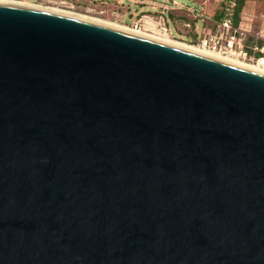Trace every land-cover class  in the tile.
<instances>
[{
    "label": "water",
    "instance_id": "obj_1",
    "mask_svg": "<svg viewBox=\"0 0 264 264\" xmlns=\"http://www.w3.org/2000/svg\"><path fill=\"white\" fill-rule=\"evenodd\" d=\"M0 264H264V75L0 3Z\"/></svg>",
    "mask_w": 264,
    "mask_h": 264
},
{
    "label": "rangeland",
    "instance_id": "obj_2",
    "mask_svg": "<svg viewBox=\"0 0 264 264\" xmlns=\"http://www.w3.org/2000/svg\"><path fill=\"white\" fill-rule=\"evenodd\" d=\"M55 1V0H52ZM74 5V9L69 8L55 2L46 0H0V3L20 5L23 7H33L36 9H47L50 11H58L73 14L79 18H86L89 20H97L99 22L117 25L121 28L132 29L136 17L143 15H150L154 20L165 29V33L160 35L148 33L150 37L155 39H167L172 43H182L193 47L201 48V40L213 33L218 24L216 16L222 8V5L227 0H174L182 5V7L174 8L172 5L168 9H142V6L125 0H103L107 6H97L98 11H106L104 14L86 13L83 8L89 5V2L84 0H66ZM138 1V0H133ZM160 2V0H151V2ZM156 2L155 6L159 4ZM97 3H100L98 1ZM22 4V5H21ZM25 5V6H24ZM152 7V4H148ZM126 10L127 16H122ZM138 10H141L140 13ZM138 14H132L134 12ZM131 14V20L128 19ZM161 16V18H160ZM125 25V26H124ZM127 26V27H126ZM243 32L244 48L248 52V57L255 58L257 54L260 55L256 48L264 47V40L261 37V32L264 29V0H244V8L240 15V23L237 28ZM210 32V33H209ZM209 33V34H208ZM164 35V36H162ZM244 65L253 64L254 61L239 60Z\"/></svg>",
    "mask_w": 264,
    "mask_h": 264
},
{
    "label": "built area",
    "instance_id": "obj_3",
    "mask_svg": "<svg viewBox=\"0 0 264 264\" xmlns=\"http://www.w3.org/2000/svg\"><path fill=\"white\" fill-rule=\"evenodd\" d=\"M156 2L157 1L151 2V9L158 8L163 11L168 9L169 5H172L174 8L182 7L180 3L174 0H160V2H157L159 4L158 7L155 6ZM227 11L229 12V9H227ZM228 12L225 19L216 24L215 31L213 33L209 32L210 34L208 33L209 35L207 37L202 38L201 47L203 49L219 52L225 56H232V58H237L239 60L245 61L249 59L250 61H254L253 64L259 63L261 66H264V47L260 48V50L256 48V51L260 53L259 56L255 58L248 57V52L244 48L243 32L232 26L231 14ZM131 28L139 33H157L158 35H160V33H165V29L159 26V23L150 15H143L138 20H135ZM150 28H154L155 31ZM261 37L264 40V29L261 32Z\"/></svg>",
    "mask_w": 264,
    "mask_h": 264
},
{
    "label": "bare ground",
    "instance_id": "obj_4",
    "mask_svg": "<svg viewBox=\"0 0 264 264\" xmlns=\"http://www.w3.org/2000/svg\"><path fill=\"white\" fill-rule=\"evenodd\" d=\"M10 5H13V4H10ZM16 6H20V5H16ZM26 8L35 9V10H41V9H36V8H33V7H26ZM41 11L48 12V13H53V14H58V15H62V16H67V17L76 18V19H79V20H82V21H85V22H89V23H93V24H96V25L107 26V27H110V28H113V29H117V30H120V31H123V32H126V33H130V34L139 36V37H143V38H146V39H149V40H153V41H156V42H159V43H162V44H166V45L178 48V49H182V50L189 51V52H192V53H196V54H199V55H203V56H207V57L214 58V59H217V60H221V61H224V62H228V63L233 64L235 66H238V67H241L243 69H246L248 71L264 75V66H261V64H259V63L257 65H252V66L244 65L237 58H232V56H225V55H223V54H221L219 52H214V51H211V50L203 49L202 47L198 48V47H193V46H189V45L182 44V43L178 44L177 42L176 43H172V42L168 41L167 39H158V38L155 39L154 37L152 38L150 36L139 34L138 32L134 31L133 29L132 30L125 29V28H121L120 26H117V25L113 26V25H110V24H105V23L99 22L97 20H89V19L81 18V17L79 18L78 16H75V15L69 14V13L58 12V11H55V10L54 11H50V10H47V9H43ZM162 36H164V35H162Z\"/></svg>",
    "mask_w": 264,
    "mask_h": 264
},
{
    "label": "trees",
    "instance_id": "obj_5",
    "mask_svg": "<svg viewBox=\"0 0 264 264\" xmlns=\"http://www.w3.org/2000/svg\"><path fill=\"white\" fill-rule=\"evenodd\" d=\"M244 8V0H227L223 3L221 10L216 16L217 22L222 21L227 16V9H229V12L231 14V20H232V26L234 28H237L240 23V15L242 13V10ZM259 56V54H257Z\"/></svg>",
    "mask_w": 264,
    "mask_h": 264
},
{
    "label": "flooded vegetation",
    "instance_id": "obj_6",
    "mask_svg": "<svg viewBox=\"0 0 264 264\" xmlns=\"http://www.w3.org/2000/svg\"><path fill=\"white\" fill-rule=\"evenodd\" d=\"M98 1H100V3H97ZM103 4H106L107 5V3L105 2V1H103V0H93V1H91L90 3H89V5L88 6H86V8H83V11L84 12H86V13H90V14H92V13H97V14H104L106 11H98L97 10V6H100V5H103ZM150 8H152V7H150ZM140 11L141 10H138V12L140 13ZM138 12L137 13H135V11L134 12H132V14H138ZM127 13H131V12H128V10H126V12L123 14V15H121V17L122 16H127ZM131 14L129 15V17H128V19H130L131 20ZM141 16H138V17H136V19L135 20H138L139 18H140ZM125 26V25H124ZM151 26H153V25H151ZM150 26V27H151ZM127 27V26H126ZM150 29H152L153 31H155L154 30V28H150ZM130 30H132V29H130ZM139 33V32H138ZM139 34H142V35H146V36H149V35H147L148 33L147 32H142V33H139ZM156 34V33H155Z\"/></svg>",
    "mask_w": 264,
    "mask_h": 264
},
{
    "label": "crops",
    "instance_id": "obj_7",
    "mask_svg": "<svg viewBox=\"0 0 264 264\" xmlns=\"http://www.w3.org/2000/svg\"><path fill=\"white\" fill-rule=\"evenodd\" d=\"M46 1H51V2H55V3H58V4H61V5H64V6H68L69 8H72L74 9V5L71 3V2H68L66 0H55V1H52V0H46ZM79 1V0H78ZM84 1H87V2H91L93 0H84ZM125 1V0H124ZM132 3L136 4L137 5H140L142 6V9H149L150 6L148 4H151V0H138V1H131ZM121 3H124L123 0L121 1ZM105 6H107L106 4H104ZM101 15V13L99 14Z\"/></svg>",
    "mask_w": 264,
    "mask_h": 264
}]
</instances>
